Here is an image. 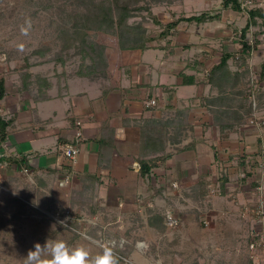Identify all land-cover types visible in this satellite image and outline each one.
<instances>
[{
    "label": "rangeland",
    "instance_id": "obj_1",
    "mask_svg": "<svg viewBox=\"0 0 264 264\" xmlns=\"http://www.w3.org/2000/svg\"><path fill=\"white\" fill-rule=\"evenodd\" d=\"M100 1L0 0V70H2V74L4 73L5 78L13 75L15 79L18 78L17 80L20 81L21 74L28 71L32 74V80L36 83L31 88L36 90L39 86L36 78L41 76L40 71H37L38 66H46V72H49L48 75H51V77L57 76L62 78L60 76L62 73L73 76L79 75L78 72L83 67L90 70L94 68L93 73L90 75L92 77L98 76L99 74H96L95 68L100 64L108 62L110 58L108 59L106 56L109 53L113 54L115 48H121V34L107 33L94 26L88 27L86 30L80 27L81 21L79 18H82L81 15H86L89 9H93L94 4ZM109 1L132 10L128 23L134 27L142 25L154 37L162 30V24H168L174 18L196 15L203 11H210L213 14L219 13L221 18L218 20L206 23L194 21L180 24L181 31H179L178 38L187 44H193L195 50H199L198 54H202L204 48L207 51L210 50V52H214L215 49L223 50L222 48L227 47L232 51L241 49L240 35L237 34L236 29L239 32L247 24L249 9L256 6L264 8V0L253 1L247 6H243L245 8L242 11L243 13L224 6V0ZM118 12L116 10L115 19L116 17L118 18ZM155 17L159 19L158 22L160 24L156 22ZM26 20H30L32 24L31 31L27 36L22 35L20 31L21 25ZM261 31L260 19L258 20V24L252 26L247 34L249 42L254 44L256 48L253 50L245 66L240 65L239 59L230 60L232 72L244 71L246 68L249 70L246 78L234 88L237 93L236 95L234 94L233 107L232 100H230L229 104L227 102L226 104H221L222 101L220 100L214 103L216 106H213L215 110L212 113L217 116L219 125L215 122V124L209 125L208 132L214 133L216 127L219 130L216 134H213L216 137L215 139L214 136H208V133L205 136L214 144L211 147L213 149L216 148L218 152L219 149L221 150V141L226 136H224V132H222L223 127L220 124L221 122H230L229 118L232 116V110L237 108L241 97L245 95H249L247 96V105L252 102L253 114L248 116L246 123L239 127L237 131L240 133L233 130L231 136L234 142L246 144V148L252 153H248L249 156L258 158L261 154L259 152L263 151L261 148L264 144V123H262L264 121V78L261 79L260 74L261 65L264 61V34ZM226 35L230 38L232 37L234 40L230 41L232 44L230 43L227 46L226 44L229 43L226 41ZM78 36H83L85 39L84 47L82 48L88 54L85 60L82 58L81 47L83 45H80L81 40L79 41ZM167 40L168 38H162L164 44H167ZM256 40H258L257 43ZM155 42L147 43V45L151 43L155 44ZM21 44L23 45V50L18 48V45ZM39 50L45 52L43 57L35 53ZM214 55H216V52H214ZM60 56L64 60L63 63L57 59ZM217 56L220 55L217 54ZM217 56L213 59L208 58V60L217 61L219 60ZM51 58H56L57 60L54 59L34 64L32 67H26L28 63L50 60ZM189 58H194L195 62L197 55H191ZM82 65L83 67H81ZM207 72L204 71L203 75H206ZM72 87L78 90L85 88L90 91L88 93L93 97H96L94 95L99 89L91 85L87 80L76 81ZM195 88L193 90H197ZM227 90L231 93V86H228ZM207 104V102H204L205 106ZM163 121L164 124L162 120L160 122L163 125L162 133L156 132L150 141L151 144H155L156 149L166 147L167 150L169 141L167 132L170 131L172 124L171 120L167 121L165 119ZM189 122L188 120L187 123ZM156 124H158V121H156ZM216 149L213 150V154H215ZM62 152L64 154L65 148ZM232 153L236 156V160H239L237 157L240 156L241 149L232 146ZM192 154L195 153L192 152ZM181 155L187 157V155H190V152L185 151ZM261 155L264 159L263 152ZM199 156L198 152L197 159L199 163H197V168L208 170L204 160ZM4 164L0 166V264H23V258L30 249H34L35 243L39 242L43 245L48 239H60L69 244L82 243L90 247L94 254L99 252L100 249L95 244L84 240L82 234H87L93 240L101 243L114 241L115 248L123 247L124 243L132 244L133 246L135 242L136 250L132 251L133 253L129 257H126L127 261L120 262V264H155V259L154 261H150V258L153 259L155 254H159L164 258V264H248L251 256L254 255V250L250 248L248 243V238H250L249 228L252 225L251 216L245 217L243 210L245 205L249 208L255 206V190L252 191L253 194L250 196L240 195V198H238L234 196L236 194L232 193L237 185L232 183V189H230L229 194L228 192L224 194L226 195L227 193V198H222L221 184L217 182L215 185V183L209 181L208 191L205 197L202 198L203 200L195 202V200L189 198L191 203H187L188 207L183 204L186 201L181 199L180 194L175 195L177 197H173L170 194L169 197H173L171 203H169V199L157 198L153 203H156L158 211L161 210V212L166 213L169 209H178L173 210L174 212L172 213L180 218V224L170 228L166 225L165 216L166 233L162 234L159 230L151 228L149 230L147 229L148 227L142 228L141 221H146V215H143L144 219H139V216L130 207H127V209H130L132 212L128 214L125 213L126 209L123 212H117L119 209L116 210L112 206L103 205L102 199H98V197L95 199V194L93 196L90 194L89 197L86 196L85 202L83 201L84 206L78 205V208L76 203L70 205L69 202H64L62 199L61 201L63 202L52 206L50 198H45L34 192L35 182L33 183L30 179L24 180V178L18 177L17 180L18 182L20 181L18 186L20 184L25 187L30 185L28 187L29 195H26L28 197L25 196V199L23 198L22 200L18 199L21 193H17L19 196L15 198V194L6 191V187L2 184V172H6L7 170V168H4L7 163L5 162ZM197 168L193 166L194 171ZM225 173L226 171L221 170L219 172L221 176L219 174L218 176L225 178L227 177ZM257 174H261L260 177L264 178V168L260 169V172H257ZM237 176L235 172L232 173L234 182ZM5 178L6 176H3V180ZM247 186L245 187L247 188ZM60 189L67 196L69 192L74 194L77 192L76 190L72 192L70 187L63 185L60 186ZM91 197L93 199L89 200ZM256 199L258 201L264 200L261 197H257ZM94 207L96 211L92 214L90 212ZM121 208L124 209L125 207L121 206ZM53 210H59L64 214H66V210H70L74 215L73 220L75 216L78 217L76 220L79 223V227H75L71 223H69V227L66 225L67 217L63 213H61V216L51 214ZM180 210L186 213L184 218L179 216L177 211ZM205 219L209 220L208 225L204 223ZM95 233L97 234L96 236L94 235ZM76 234L80 236L76 238ZM142 239L147 241L148 246L141 242L143 241ZM252 264H260V262L253 261Z\"/></svg>",
    "mask_w": 264,
    "mask_h": 264
},
{
    "label": "crops",
    "instance_id": "obj_2",
    "mask_svg": "<svg viewBox=\"0 0 264 264\" xmlns=\"http://www.w3.org/2000/svg\"><path fill=\"white\" fill-rule=\"evenodd\" d=\"M179 31L180 25L175 34L169 37L170 40L168 38L167 44L161 39L155 44H149L145 49L115 48L113 54L106 56L110 58L109 61L104 57L108 62L95 68L96 74H99L96 77L64 73L60 75L62 78L51 77L49 72H46V66H38L40 75L52 83V87L47 89L50 98L36 100L34 96L39 94V86L36 90L31 88V91H24L21 89V80L15 79L13 75L6 77L7 93L0 101V114L12 122L8 126V137L2 143L0 153L20 158L26 156L31 166L28 173H24V170L15 164H7L4 167L7 170L2 172L1 176L6 191L15 192V198L19 196L17 193H21L23 197L19 196L18 199L22 200L29 195L30 185L18 186L20 181L18 182L17 178L22 177L24 180L35 182L34 192L50 198L52 206L64 201L70 205L76 203L77 208L84 206L83 201L85 202V198L90 194H95V199L98 197L102 199L103 205L119 209L117 212L126 209L125 213L128 214L133 210L139 219H144L143 215H146V221H141L142 228L148 227L147 229L159 230L165 234L166 230L160 231L158 222L155 225L149 222L153 213L161 212L153 201L166 198L171 203L173 197L180 194L181 199L186 201L183 204L188 207L187 203H191L190 199H193L189 195L192 194V187L199 183L202 175L207 174L208 181L216 184L221 176L219 172L226 171L228 179L224 190L229 194L232 183L236 184L237 187H233L232 193L238 198L240 195L250 196L258 185L264 184V178L257 174L263 169L261 165L254 169L253 176L247 181L242 182L239 179L242 175L240 159L252 153L246 148V144L234 142L232 130L221 141V150L218 152L214 148L215 154L212 148L214 144L205 136L207 133L208 136H214L219 130L216 127L214 133H209L210 127L206 130L203 126L213 125L215 122L216 115H213L212 111L216 105L207 102L205 106L204 102L218 95V87L208 79L207 74L203 75V72L209 71L219 62L223 51L232 50L228 47L220 49L221 51L215 49L214 55V52L204 48L203 53L198 54L199 50H195L193 44H187L178 38ZM226 41L229 43L227 46L234 40L226 35ZM195 54L197 60L194 62V58L189 57ZM215 56L219 57V60H208ZM183 74L195 76V82L184 84ZM79 80H87L91 85L98 87V91L93 94L96 97L89 94L90 91L85 88L74 89L72 85ZM194 87L197 90H193ZM42 90L45 91V88ZM153 98L157 104L148 107L146 101ZM177 112H180L178 118H183L185 123L189 120L194 125L188 134L183 131L185 135L181 136L179 143L188 145L194 140L196 145L186 150L190 152L187 157L181 155L183 152L178 153L161 166L153 168L150 174L141 175L138 159L166 150V147L156 149L150 140L156 132L162 133L161 120L164 124L163 120L170 121L176 117ZM78 121L81 126H78ZM78 128L83 136L77 145L79 153L75 160H71L62 151L66 145L76 144L75 134ZM170 134H173L172 131L167 132V135ZM168 139L167 150H172L176 143H171L169 137ZM232 146L241 149V154L237 157L239 160L233 155ZM262 148L264 152V144ZM198 152L208 170L197 168ZM259 158L260 164L264 166V159L258 156ZM193 166H196V171ZM234 172L238 175L235 182L232 179ZM3 176H6L4 180ZM174 182H178V187L173 186ZM61 185L77 192H69L67 196L61 191ZM170 194L173 197H169ZM226 195L221 197L227 198ZM121 206L125 208L122 209ZM173 210L169 209L166 213L174 212ZM56 212L62 213L59 210H53L51 213ZM177 212L180 217L186 216L181 210ZM141 242L148 246L146 240ZM135 247L134 242L131 253L136 250ZM163 260L159 254H155L153 259L150 258L155 264H164Z\"/></svg>",
    "mask_w": 264,
    "mask_h": 264
},
{
    "label": "trees",
    "instance_id": "obj_3",
    "mask_svg": "<svg viewBox=\"0 0 264 264\" xmlns=\"http://www.w3.org/2000/svg\"><path fill=\"white\" fill-rule=\"evenodd\" d=\"M243 0H224V6L231 7L235 11L242 12L245 10L243 7ZM256 2L257 0H252ZM118 10V18L115 19V12ZM132 10H129L128 7L117 5L113 1L109 0H101L98 3L94 4L93 9H89L87 14L81 15L82 18H79L81 21V26L85 30L91 28L92 26L96 27L99 30H102L104 32L110 33H117L121 34L120 42H121V48L122 49H145L148 47L147 43L153 42V41H160L162 38H169L170 36H173L175 32L177 31L179 25L183 22H197V23H206L209 21L218 20L221 18V15L219 13H211L210 11H203L196 15L191 16H181L174 18L171 22L168 24H162V30L157 36H153L152 34H149L145 27L142 25L134 27L131 24L128 23L130 13ZM249 16H248V22L239 32L236 29L237 34L240 35V44L241 49H236L233 51H223L222 56L220 57V60L217 64H215L207 73V77L210 81H212L215 85L218 87V95L212 98V100L206 101L211 103H216L222 101L221 104H229L230 100H232V107L233 102L235 99L234 94L236 95V91L234 88H236L239 83L246 78V75L249 73V70L246 68L244 71H236L232 72L229 65V60L231 59H239L240 65L245 66L248 62V59L251 57V54L253 53V50L256 48L254 44H251L247 38V34L252 26H256L258 24V20L261 19V26H262V33L264 34V8L262 6H256L254 8H251L248 10ZM156 18V22H158L159 19ZM158 24H160L158 22ZM96 25V26H95ZM79 28V27H78ZM77 28V29H78ZM76 29V30H77ZM126 35V36H125ZM258 37V36H257ZM79 41L81 40V44L83 45L85 43L84 37H79ZM170 40V38H169ZM258 40H256V43ZM72 45V43H70ZM84 45L81 47V51L83 53L82 58L85 60L88 56L87 52H85L84 49H82ZM93 49V48H92ZM172 49V48H171ZM172 51V50H171ZM35 53L39 54L40 56H44L45 52L43 50L36 51ZM55 60H59V62L63 63L62 56L54 58ZM51 58L50 60H42L38 61L36 63H28L26 67H32L34 64L37 63H44L46 61L54 60ZM28 60V59H27ZM83 67V65L81 66ZM261 74L260 78H264V61L261 65ZM86 67H83L81 70H79L78 74L80 76H89L93 73L94 68L91 70ZM21 89L24 91H31V87L33 84H36L32 80V74L28 71H25L23 74H21ZM92 75H90L91 77ZM184 77L183 83L184 84H192L195 82L196 77L192 75H182ZM6 78L4 74H0V101L5 97L7 93V83ZM36 82H38L40 91L37 96H34V98L41 99V98H50L51 96L48 94L47 89L49 90L52 87V83L47 80V78H43L42 76H38L36 78ZM219 82V84L215 83ZM231 86V93H229V90H227V87ZM45 88V91L42 90V88ZM232 94L231 96H229ZM249 95H245L241 97V100L237 104V108L232 110V116L230 119V122L222 123L220 126L223 127L224 136H228L229 133L226 134V132H230L231 130L235 132L239 129L240 126L246 123V118L248 116H251L253 114V106L252 102L248 103V97ZM227 100V101H226ZM235 104V103H234ZM180 112H177L176 117L170 119L171 120V128L170 131H172L173 134H170L169 138L172 141L171 143H176L173 146L172 150H162L154 153L151 156L145 157V158H139L137 161V164L139 165V171L141 175L146 176L150 174L153 170V168L159 167L162 164H164L167 160L172 159L176 154L186 151L187 149H191L196 145V142L193 140L188 145H181L179 143L180 138L185 131L187 134L190 129L194 128V125L189 123H185L183 118H178V114ZM12 121L10 119H5L0 114V149L2 147V143H4L8 137V126L10 125ZM215 123L217 122V116L215 118ZM214 123V124H215ZM219 125V123H218ZM204 128L207 130L209 125L204 124ZM227 129V130H226ZM205 130V131H206ZM226 131V132H225ZM180 133V134H179ZM225 136V137H226ZM178 143H177V142ZM263 150V148H262ZM263 151H260L259 154H262ZM264 153V152H263ZM159 154V155H157ZM258 154V153H256ZM259 155L262 157V155ZM251 157V158H250ZM254 157V158H253ZM261 159L255 158V156H249L245 155L241 157L240 159V171L242 172L241 177L239 178L242 182L247 181L250 177L254 174V169L258 168V166L262 165L260 164ZM7 163L9 165L15 164L19 169L24 170L31 169V166L29 165L28 158L26 156H23L22 158L14 155H2L0 153V164ZM203 179V180H202ZM228 178L227 177H219L218 183L221 184V194H225V182ZM208 175L205 174L201 176L200 181L198 184L192 187V194H189L193 197V199L197 202H201L207 194V187H208ZM217 184V183H216ZM215 184V185H216ZM256 185V184H255ZM96 211V208H92L90 213H94ZM63 213V212H62ZM165 214L161 212H155L149 217L150 224H157L160 225V231L166 230V225L164 224ZM78 217L75 216L74 220L70 221L71 225L75 227H79V223L76 220ZM154 220V222H153ZM97 235L96 233L94 234ZM80 235L76 234V238H78ZM133 249L132 244L124 243L123 247H116L115 250L120 258V262L127 261V256L131 254V250ZM248 264H252V260L250 259L248 261Z\"/></svg>",
    "mask_w": 264,
    "mask_h": 264
},
{
    "label": "clouds",
    "instance_id": "obj_4",
    "mask_svg": "<svg viewBox=\"0 0 264 264\" xmlns=\"http://www.w3.org/2000/svg\"><path fill=\"white\" fill-rule=\"evenodd\" d=\"M31 28V21L26 20L20 27L21 34L27 36ZM18 48L23 50V45H18ZM82 238L95 244L100 251L94 254L90 247L82 243L69 244L60 239H48L43 245L36 242L34 249H30L23 258V264H120L114 241L101 243L87 234H82Z\"/></svg>",
    "mask_w": 264,
    "mask_h": 264
},
{
    "label": "built area",
    "instance_id": "obj_5",
    "mask_svg": "<svg viewBox=\"0 0 264 264\" xmlns=\"http://www.w3.org/2000/svg\"><path fill=\"white\" fill-rule=\"evenodd\" d=\"M243 6H247L249 3L253 2L252 0H243L242 1ZM157 104L156 99H150L146 101V105L149 106H154ZM253 122V120H251ZM264 123V121L262 122ZM261 123V124H262ZM78 126H81V122L78 121ZM83 133L80 128L76 131L75 134V143L76 144H70L65 147V155L71 159L75 160L78 153H79V146H77L82 139ZM2 164H0L1 166ZM5 165V164H3ZM263 168V164L261 165ZM6 167V166H5ZM24 173H28V169H24ZM178 182H174L173 186L178 187ZM0 187H1V182H0ZM255 206L252 208L247 207V205L244 206V212L243 215L245 217L251 216V228H249V235L250 238H248V243L250 248L254 250V255L251 256V260L253 261H259L260 264H264V200H257V197L264 198V184H260L256 187L255 193ZM51 214H56L58 216H61L60 212L56 213H51ZM65 217H67V222L66 225L70 227V221L73 220L74 215L67 211L66 214L63 213ZM69 215V216H68ZM71 219V220H70ZM208 219V218H207ZM204 223L208 225L209 220L207 221L206 219L204 220ZM180 224V218L176 217L172 212H169L166 214V225L169 226L170 228L176 227L177 225ZM261 250V251H260Z\"/></svg>",
    "mask_w": 264,
    "mask_h": 264
}]
</instances>
